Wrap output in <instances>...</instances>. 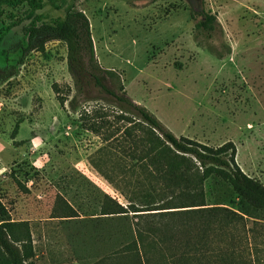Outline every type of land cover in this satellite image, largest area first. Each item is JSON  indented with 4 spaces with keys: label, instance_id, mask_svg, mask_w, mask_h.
<instances>
[{
    "label": "rangeland",
    "instance_id": "1",
    "mask_svg": "<svg viewBox=\"0 0 264 264\" xmlns=\"http://www.w3.org/2000/svg\"><path fill=\"white\" fill-rule=\"evenodd\" d=\"M70 8L86 14L98 62L119 74L132 99L175 135L214 146L233 141L241 169L264 184V0H15L3 6L0 201L11 220L26 222L32 264H128L110 256L123 241L124 225L105 212L111 199L126 206L122 193L139 188L143 153L111 115L96 133L80 126L67 101L58 103L52 82L74 93L63 41L47 40L42 51L26 48L25 27L61 19ZM201 8L218 21L211 37L195 27ZM210 45L225 56L216 57ZM91 94L96 100L79 101L78 108L111 112V97L93 87ZM115 126L120 131L112 134ZM204 191L207 205L238 210L239 199L216 178Z\"/></svg>",
    "mask_w": 264,
    "mask_h": 264
},
{
    "label": "trees",
    "instance_id": "2",
    "mask_svg": "<svg viewBox=\"0 0 264 264\" xmlns=\"http://www.w3.org/2000/svg\"><path fill=\"white\" fill-rule=\"evenodd\" d=\"M14 2L0 0V18L3 6ZM198 12L195 27L211 37L219 25L216 16L203 8ZM24 32L27 50L42 51L51 39L65 43L74 93L68 87L63 93L57 82L51 83V89L61 106L67 101L71 109L78 110L80 126L97 133L111 115L115 124H122V135L143 153L139 188L122 193L126 206L111 199L112 208L105 212L113 223L124 225L118 231L122 243L110 251L113 259L125 258L128 264H264V184L241 169L233 141L214 146L175 135L134 101L119 74L98 62L90 22L82 10L70 8L53 22L34 21ZM206 48L218 58L225 56L213 45ZM92 87L111 97V112L98 105L78 108L79 101L96 100ZM18 127L17 120L12 138ZM135 130L139 131L136 136ZM118 131L120 127L115 126L112 134ZM210 178L239 199L237 211L206 204L204 184ZM15 183L23 187L17 178ZM32 255L26 222L11 220L0 201V264H32Z\"/></svg>",
    "mask_w": 264,
    "mask_h": 264
},
{
    "label": "crops",
    "instance_id": "3",
    "mask_svg": "<svg viewBox=\"0 0 264 264\" xmlns=\"http://www.w3.org/2000/svg\"><path fill=\"white\" fill-rule=\"evenodd\" d=\"M134 100V99H133ZM135 101V100H134Z\"/></svg>",
    "mask_w": 264,
    "mask_h": 264
}]
</instances>
